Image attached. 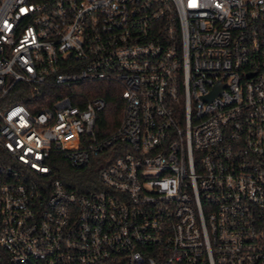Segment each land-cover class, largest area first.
<instances>
[{"label": "built area", "instance_id": "built-area-1", "mask_svg": "<svg viewBox=\"0 0 264 264\" xmlns=\"http://www.w3.org/2000/svg\"><path fill=\"white\" fill-rule=\"evenodd\" d=\"M0 264H264V0H0Z\"/></svg>", "mask_w": 264, "mask_h": 264}, {"label": "trees", "instance_id": "trees-1", "mask_svg": "<svg viewBox=\"0 0 264 264\" xmlns=\"http://www.w3.org/2000/svg\"><path fill=\"white\" fill-rule=\"evenodd\" d=\"M30 86L20 84L15 90L6 97L11 103L20 102L27 107L34 109L35 105L30 98ZM79 93L85 100L94 97H102L106 101V107L101 111L97 118L96 130L99 137L105 138L116 131L121 124L124 115V103L121 98L122 89L119 85L112 82H96L86 83L70 88ZM49 93V89L45 91ZM45 93V94H46ZM42 97L38 107L49 104V100ZM54 173H56L65 183L66 187L78 193H87L94 189L101 188L99 180L100 162L92 160V162L82 169L72 168L62 155L54 156L53 160ZM39 182L48 180L47 176H38L35 178Z\"/></svg>", "mask_w": 264, "mask_h": 264}, {"label": "water", "instance_id": "water-1", "mask_svg": "<svg viewBox=\"0 0 264 264\" xmlns=\"http://www.w3.org/2000/svg\"><path fill=\"white\" fill-rule=\"evenodd\" d=\"M220 92V87H216V89L208 96L206 99H213Z\"/></svg>", "mask_w": 264, "mask_h": 264}]
</instances>
